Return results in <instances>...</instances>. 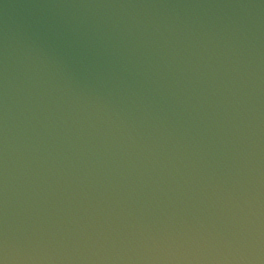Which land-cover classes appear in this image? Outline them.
Here are the masks:
<instances>
[{
	"label": "water",
	"instance_id": "95a60500",
	"mask_svg": "<svg viewBox=\"0 0 264 264\" xmlns=\"http://www.w3.org/2000/svg\"><path fill=\"white\" fill-rule=\"evenodd\" d=\"M0 264H264V0H0Z\"/></svg>",
	"mask_w": 264,
	"mask_h": 264
}]
</instances>
